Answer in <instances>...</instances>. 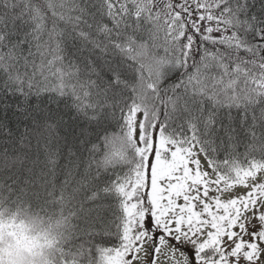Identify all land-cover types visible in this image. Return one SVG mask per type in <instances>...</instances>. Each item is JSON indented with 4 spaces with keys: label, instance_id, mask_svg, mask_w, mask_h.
Returning <instances> with one entry per match:
<instances>
[{
    "label": "snow or ice",
    "instance_id": "obj_1",
    "mask_svg": "<svg viewBox=\"0 0 264 264\" xmlns=\"http://www.w3.org/2000/svg\"><path fill=\"white\" fill-rule=\"evenodd\" d=\"M0 264H264V0H0Z\"/></svg>",
    "mask_w": 264,
    "mask_h": 264
}]
</instances>
